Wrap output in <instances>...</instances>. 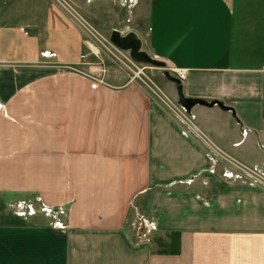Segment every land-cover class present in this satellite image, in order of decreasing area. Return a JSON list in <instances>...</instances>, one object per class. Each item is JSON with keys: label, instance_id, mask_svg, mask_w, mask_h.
Returning <instances> with one entry per match:
<instances>
[{"label": "crops", "instance_id": "obj_1", "mask_svg": "<svg viewBox=\"0 0 264 264\" xmlns=\"http://www.w3.org/2000/svg\"><path fill=\"white\" fill-rule=\"evenodd\" d=\"M74 1L92 24L120 30L125 13H111L109 0ZM134 9L125 32L185 69L184 95L232 108L195 104L200 129L258 162L264 0H145ZM83 36L51 0H0V264H264V192L209 175L201 146L144 91L93 88L83 71L53 68H79ZM154 187L164 200L146 210ZM132 203L169 235L136 244Z\"/></svg>", "mask_w": 264, "mask_h": 264}, {"label": "rangeland", "instance_id": "obj_2", "mask_svg": "<svg viewBox=\"0 0 264 264\" xmlns=\"http://www.w3.org/2000/svg\"><path fill=\"white\" fill-rule=\"evenodd\" d=\"M109 1L106 6L111 13H117V11L125 13L123 20L118 24L120 30L125 32L134 23L132 15L135 10V5L145 0ZM51 2L70 16L74 22L80 25L84 35L83 42L87 49L86 52L84 51L80 55L81 60L79 61V68L65 63H59L57 66L54 65L53 68L83 71L84 74L88 76L90 85L93 88L99 85L118 82V84L134 86L144 91V94L153 105H159L175 119L179 131L183 136L193 139L201 146L208 162V165L204 167V169L209 175L216 176L218 182L227 181L264 192V155L258 162H248L222 149L200 129L195 120L194 113L186 112L176 101L174 83H171V81L164 77L162 69H167L173 75L177 76V70L182 68L173 67L167 61L164 67H155L149 64H141L132 61L127 51L119 50L112 45V42L109 40V28H99L100 26L98 27L89 22L81 13L80 7L74 0H51ZM106 19L108 22V18ZM142 48L147 50L148 47L146 44H142ZM180 79L182 81V78ZM197 175L195 176L199 177L201 183L208 185V179L205 178L207 175ZM190 181H192V178L185 179L183 182L188 183ZM155 189L154 187V190H149V193H153V195L152 197L148 196L146 202L147 195L143 194L141 197L143 204L144 202L147 203L148 201H152L153 204L160 205L161 202H163L164 199L160 195V192L155 191ZM157 189L160 188L158 187ZM148 203L146 204V210L150 209ZM131 206L132 208L128 215V225L133 235L132 239L136 244L150 241L152 237L157 238L158 232V239H161L160 236L169 235V233H162L158 230L157 224L159 221L156 215L145 213L146 210L134 207L135 204L133 203ZM171 208L173 207H170V209ZM185 212L187 211L185 210ZM15 213L17 215H23L22 212ZM169 217H171L170 214ZM169 224L173 225L175 223L170 222ZM142 227L144 230H142ZM145 232L146 235L143 238Z\"/></svg>", "mask_w": 264, "mask_h": 264}, {"label": "water", "instance_id": "obj_3", "mask_svg": "<svg viewBox=\"0 0 264 264\" xmlns=\"http://www.w3.org/2000/svg\"><path fill=\"white\" fill-rule=\"evenodd\" d=\"M109 40L116 47L127 50L130 58L136 62L150 63L157 67L165 66V62L163 60L154 58L152 55L142 49L141 39L132 30L121 33L120 30L113 29L109 34ZM162 73L168 80L174 83L177 102L182 108H184L186 112H189L192 106H194L195 104L206 106H212L213 104H216L221 109L232 110L230 106L225 105L220 100L213 99L208 101L200 97H191L184 95L181 80L178 77L171 75L167 69H163Z\"/></svg>", "mask_w": 264, "mask_h": 264}, {"label": "built area", "instance_id": "obj_4", "mask_svg": "<svg viewBox=\"0 0 264 264\" xmlns=\"http://www.w3.org/2000/svg\"><path fill=\"white\" fill-rule=\"evenodd\" d=\"M177 76H178V78H184V76H185V70H183V69H178L177 70ZM184 113L186 114V112L184 111ZM19 205H20V203H19ZM20 208L21 209H19L17 212H22V214L24 213V211H23V209H22V205H20ZM45 208V207H44ZM29 211H31V210H28V212Z\"/></svg>", "mask_w": 264, "mask_h": 264}, {"label": "bare ground", "instance_id": "obj_5", "mask_svg": "<svg viewBox=\"0 0 264 264\" xmlns=\"http://www.w3.org/2000/svg\"><path fill=\"white\" fill-rule=\"evenodd\" d=\"M97 44V43H96ZM112 45L113 46H115L113 43H112ZM93 47V46H92ZM116 47V46H115ZM117 49H119V50H123V49H120V48H118V47H116ZM123 51H127V50H123ZM128 52V51H127ZM132 60V59H131ZM132 61H134V60H132ZM134 62H136V61H134ZM136 63H141V64H144L143 62H136ZM145 64H149V65H152V64H150V63H145ZM152 66H154V65H152ZM156 67V66H155ZM162 71H163V69H162ZM171 75H173L171 72H169ZM173 76H176V75H173ZM165 77V76H164ZM177 77V76H176ZM166 78V77H165ZM167 79V78H166ZM180 79V78H179ZM181 80V79H180ZM170 81V80H169ZM176 101H177V97H176ZM201 105V104H200ZM184 109V108H183ZM190 112V111H189Z\"/></svg>", "mask_w": 264, "mask_h": 264}, {"label": "trees", "instance_id": "obj_6", "mask_svg": "<svg viewBox=\"0 0 264 264\" xmlns=\"http://www.w3.org/2000/svg\"><path fill=\"white\" fill-rule=\"evenodd\" d=\"M142 230H143V228H142Z\"/></svg>", "mask_w": 264, "mask_h": 264}]
</instances>
